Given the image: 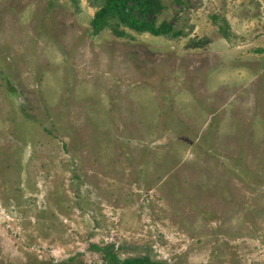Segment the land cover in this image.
Masks as SVG:
<instances>
[{
  "label": "rangeland",
  "instance_id": "rangeland-1",
  "mask_svg": "<svg viewBox=\"0 0 264 264\" xmlns=\"http://www.w3.org/2000/svg\"><path fill=\"white\" fill-rule=\"evenodd\" d=\"M101 2L0 0V264H264V0Z\"/></svg>",
  "mask_w": 264,
  "mask_h": 264
},
{
  "label": "trees",
  "instance_id": "trees-1",
  "mask_svg": "<svg viewBox=\"0 0 264 264\" xmlns=\"http://www.w3.org/2000/svg\"><path fill=\"white\" fill-rule=\"evenodd\" d=\"M161 7V0H102L90 19V25L93 32L112 25L113 31L121 34L123 30L117 29V26L124 24L138 31L146 30L154 34L167 33L171 25L164 20H157ZM113 260L116 258L114 257ZM153 263L147 256H138L125 258L119 264Z\"/></svg>",
  "mask_w": 264,
  "mask_h": 264
}]
</instances>
